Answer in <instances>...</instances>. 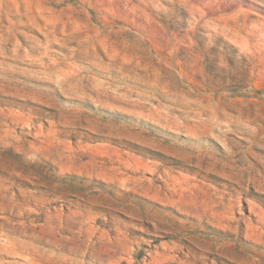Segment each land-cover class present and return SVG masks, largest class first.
Returning a JSON list of instances; mask_svg holds the SVG:
<instances>
[{
	"label": "rangeland",
	"instance_id": "374dc122",
	"mask_svg": "<svg viewBox=\"0 0 264 264\" xmlns=\"http://www.w3.org/2000/svg\"><path fill=\"white\" fill-rule=\"evenodd\" d=\"M0 264H264V0H0Z\"/></svg>",
	"mask_w": 264,
	"mask_h": 264
}]
</instances>
